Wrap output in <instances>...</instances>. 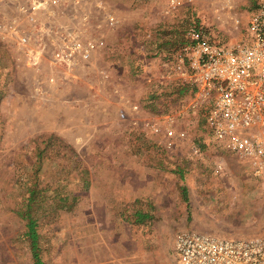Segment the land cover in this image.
<instances>
[{
    "label": "rangeland",
    "instance_id": "obj_1",
    "mask_svg": "<svg viewBox=\"0 0 264 264\" xmlns=\"http://www.w3.org/2000/svg\"><path fill=\"white\" fill-rule=\"evenodd\" d=\"M100 1L103 9L96 0L66 9L74 17L89 12L85 33L100 47L72 73L55 69L54 81L46 57L31 67L14 43L0 42V264H33L12 209L44 146L39 183L60 182V193L77 195L73 210L39 221L45 264H177L179 230L264 234V179L192 116L189 93L177 96L160 78L166 50H157L170 39L163 31L181 28L185 17L206 38L239 43L259 0H231L229 8L224 0H182L169 11L167 0ZM104 12L115 15V26ZM168 115H176L172 136L164 130ZM140 203L151 204L155 218L128 222Z\"/></svg>",
    "mask_w": 264,
    "mask_h": 264
},
{
    "label": "built area",
    "instance_id": "obj_2",
    "mask_svg": "<svg viewBox=\"0 0 264 264\" xmlns=\"http://www.w3.org/2000/svg\"><path fill=\"white\" fill-rule=\"evenodd\" d=\"M80 0H0V42L16 45L31 67L44 57L52 70L72 73L88 63L100 42L86 35L89 12L68 16L66 9ZM182 0H167L168 11ZM224 0L221 7H230ZM95 5L103 9L102 1ZM108 26L117 19L104 12ZM188 42L159 60L160 78L187 85V109L202 119L212 137L247 162L264 179V0L254 6L244 39L224 45L206 38L195 25L186 31ZM103 72V71H102ZM176 115L166 116L165 132ZM186 131H178L184 137ZM173 249L177 264H264V234L226 237L182 229Z\"/></svg>",
    "mask_w": 264,
    "mask_h": 264
},
{
    "label": "trees",
    "instance_id": "obj_3",
    "mask_svg": "<svg viewBox=\"0 0 264 264\" xmlns=\"http://www.w3.org/2000/svg\"><path fill=\"white\" fill-rule=\"evenodd\" d=\"M197 26L196 23H191L187 17L181 19L180 26L181 28L174 27L171 30L163 31L167 37L170 39L162 38L161 41L157 43L158 52L160 49H165V54H162V58L165 59L167 55L171 54L175 49L184 43L188 42V38L186 36V31L191 26ZM171 33L172 35L170 36ZM168 82V81H166ZM169 86H173V90L177 96L184 95L188 92V86L177 84L173 82H168ZM0 93V98H1ZM54 136L49 135L44 138L42 142L44 145L46 142L50 141ZM44 148H38L37 151V164L32 167L33 170V178L28 179L24 186V194L21 199V203L13 208L12 211L15 212L17 217L21 221L24 222V231L23 237L25 241L28 243L31 258L33 264H45L42 259L43 248L40 244V234L38 232L39 221L43 215H53L57 216L59 211H71L76 205L77 195L68 194V193H60L59 190L61 188V183L59 182L56 187L51 188V186L47 184H40L39 179V171L41 169V159L43 158V153L45 152ZM83 173H87L86 169L82 170ZM180 176H182L181 171ZM84 184H87V181L84 180ZM178 190L180 195L183 196V199L187 201V189L183 185H178ZM139 203V201H136ZM48 208V212H44L45 209ZM152 208L151 204H148V208L144 209L140 203L131 213L126 215V220L133 224H146L147 222L153 220L155 215L150 210Z\"/></svg>",
    "mask_w": 264,
    "mask_h": 264
},
{
    "label": "crops",
    "instance_id": "obj_4",
    "mask_svg": "<svg viewBox=\"0 0 264 264\" xmlns=\"http://www.w3.org/2000/svg\"><path fill=\"white\" fill-rule=\"evenodd\" d=\"M218 143H220V142H218ZM220 144H222V143H220ZM223 145V144H222ZM228 152H230L229 150H228ZM232 153V152H231ZM234 154V153H233Z\"/></svg>",
    "mask_w": 264,
    "mask_h": 264
}]
</instances>
